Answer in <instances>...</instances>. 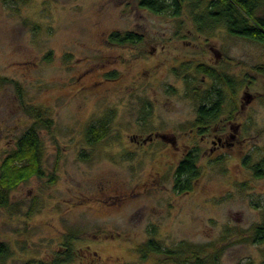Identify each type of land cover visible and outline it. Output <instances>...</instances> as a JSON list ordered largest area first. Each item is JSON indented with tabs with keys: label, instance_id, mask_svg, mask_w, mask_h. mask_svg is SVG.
Segmentation results:
<instances>
[{
	"label": "rangeland",
	"instance_id": "obj_1",
	"mask_svg": "<svg viewBox=\"0 0 264 264\" xmlns=\"http://www.w3.org/2000/svg\"><path fill=\"white\" fill-rule=\"evenodd\" d=\"M112 32L141 41L114 45ZM262 70L264 45L223 26L199 32L187 4L173 16L139 0H0V164L33 123L29 108L52 121L39 128L43 176L0 206V264L51 263L67 236L71 264H194L191 247L204 264H264L250 239L264 217V175L251 167L264 158ZM218 93L220 119L195 125ZM192 149L199 175L179 193L175 169ZM152 238L161 252L145 256Z\"/></svg>",
	"mask_w": 264,
	"mask_h": 264
},
{
	"label": "trees",
	"instance_id": "obj_2",
	"mask_svg": "<svg viewBox=\"0 0 264 264\" xmlns=\"http://www.w3.org/2000/svg\"><path fill=\"white\" fill-rule=\"evenodd\" d=\"M186 4L199 32H211L223 26L232 36L250 39L264 45V15L260 12L264 5L263 0H139V5L142 8L156 14L171 13L173 16L181 15L182 8ZM107 41L114 45L135 44L141 41V36L135 32H112L108 35ZM197 70L206 73L217 81H225L229 86H233L231 79L226 74L218 72L213 67L200 64L197 66ZM262 71L264 72V70ZM206 97L207 93L204 98ZM208 102H210L208 106L205 103L199 106L195 125L207 126L211 121L220 119L222 96L219 95L218 98L212 100L208 98ZM29 111L33 116V123L17 138L15 147L3 158L0 164V206L3 207L9 204L10 192L13 189L31 177H41L44 174L39 128H50L52 121L46 117L42 108L32 106ZM102 121L91 123L88 127L87 140L90 144L96 143L105 135L106 124ZM263 166L264 158L251 165L256 176L264 175ZM198 175L197 154L195 149H192L183 156L176 166L174 190L179 193L191 190L193 181ZM251 231L250 239L252 242L264 244V217L260 223L252 227ZM63 249L62 255L58 254L60 255L59 258L45 264H71L75 254L69 236L63 241ZM138 250L145 256L150 252L160 253L161 245L152 238L147 243L139 245ZM189 251L195 255L194 264H204V260L196 256L197 250L191 247ZM7 253V245L0 242V256L7 255ZM165 253H170L176 262L182 256V252L177 248L165 250Z\"/></svg>",
	"mask_w": 264,
	"mask_h": 264
}]
</instances>
